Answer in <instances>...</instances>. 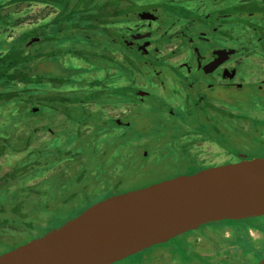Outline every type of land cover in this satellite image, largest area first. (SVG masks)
Here are the masks:
<instances>
[{
  "label": "flooded vegetation",
  "instance_id": "af4514ba",
  "mask_svg": "<svg viewBox=\"0 0 264 264\" xmlns=\"http://www.w3.org/2000/svg\"><path fill=\"white\" fill-rule=\"evenodd\" d=\"M126 5L122 11L129 15L104 25V33L60 32L57 55L42 60L41 102L23 105L31 112L22 122L33 142L22 161L30 159L32 169L65 180L63 164L74 168L80 156L70 153L74 142L89 138L106 160L98 167L102 182L109 179L102 185L111 193L107 199L209 168L263 159L264 0H124L121 8ZM73 37L87 41L85 51L70 52L66 43ZM45 46V53L55 47ZM66 75L73 82L49 80ZM61 94L72 100L52 106ZM160 110L167 121L152 122ZM174 125L180 129L165 135L173 143L152 138ZM68 126L75 139H69L65 152L58 138ZM164 159L173 160L174 175L144 173L148 164ZM191 244L200 252L195 241Z\"/></svg>",
  "mask_w": 264,
  "mask_h": 264
},
{
  "label": "rangeland",
  "instance_id": "374dc122",
  "mask_svg": "<svg viewBox=\"0 0 264 264\" xmlns=\"http://www.w3.org/2000/svg\"><path fill=\"white\" fill-rule=\"evenodd\" d=\"M23 6L27 7V4H23ZM32 7H45V9L35 11ZM28 10H30L28 14L35 15L37 20L35 23H42L44 17L50 11V7L46 3L37 0L29 4ZM20 15H24V13L22 12ZM61 16L62 18L66 17L67 11L62 12ZM22 26L29 28L34 25L28 21ZM22 30L23 28L21 27H12L8 31H4V33H6V36L10 35L8 40H12ZM53 32L55 33V37L59 38V30L56 29ZM65 32L70 34L71 30L68 29ZM11 35L13 38H11ZM61 37L63 38L64 35ZM82 40L84 39H76L74 37L69 39L66 44L72 47L70 52L85 51V45L88 43L87 41L82 42ZM63 42L65 43V40ZM71 58L76 61L75 57ZM40 75L41 77L43 75L45 77L43 71L40 72ZM1 87L2 84H0ZM150 112L153 113L152 110ZM164 112L162 110L155 112V116H151L152 122H164L163 119L166 122V117L163 116ZM27 114V111L19 110L14 103L0 109V150L6 151L0 158V178L14 170V168H25L21 169L20 172L24 180L19 175H16L14 177L16 185L14 186L13 183L11 186L13 188L10 190L3 187L5 184L0 181V208H2L0 209V217H9L12 223L11 226L14 228L11 235L9 234L10 236H2L7 245L0 240V255L11 251L12 247L15 248V245L18 247L25 241H30L27 236H32L35 239L45 235L54 228L61 227L69 220L79 216L81 210L90 208L111 194L103 191L105 186L102 187V185L108 184L109 179L106 177L102 182L103 177L100 174V167H98L100 163L105 164L106 160L102 159L100 153H95V150L92 148V141L89 138L74 142L70 153L79 154L80 156L74 168H69L66 163L63 164L66 174L64 176L65 180L61 179L57 173L48 174L47 170L32 169L29 166L30 159L22 161L31 152L30 144L33 142V138L30 139L31 133H29L31 129L22 122L27 117ZM165 129L166 134L153 133L152 138L157 141L158 139L162 140L163 137H166L165 135L175 133L180 128L174 125L166 126ZM54 131H57V129ZM45 132L47 131H44L42 135L44 134L47 138L52 137ZM73 133L72 128L68 126L62 130L60 138H58L62 144V148L65 147V152H69L67 150L69 139H75ZM28 141L29 145H27ZM168 141L170 144L173 143L170 139ZM23 150L25 151L23 152ZM176 168V165L173 167V160H156L155 163L148 164L144 168V173H158L172 176L176 173ZM133 178L137 179V176ZM2 180L8 182L9 178L3 177ZM87 187H89L90 192L87 191ZM23 188H25L24 195H22ZM71 195H74L72 199L64 201V198ZM22 197L25 198L22 209L23 215L20 217L11 215V209L21 206L18 205L20 204L18 200ZM25 208H27L26 211ZM50 215H54L55 219V223H52V226H48ZM13 219L17 220L18 223L12 222ZM21 221L28 228L22 226L20 224ZM190 233V235L197 234V236H180L165 245L154 246V249L151 250L153 252H148L143 256L139 254L117 264H259L264 258V217L247 219L244 224L240 226L236 225V227L232 224L203 226L197 231ZM252 236H255L254 240H257V242L253 241ZM22 237L26 239L21 240ZM187 240L189 242L195 241L201 253L197 252L194 247L189 246V254L187 256L182 255L180 245L184 244Z\"/></svg>",
  "mask_w": 264,
  "mask_h": 264
},
{
  "label": "water",
  "instance_id": "95a60500",
  "mask_svg": "<svg viewBox=\"0 0 264 264\" xmlns=\"http://www.w3.org/2000/svg\"><path fill=\"white\" fill-rule=\"evenodd\" d=\"M263 217L264 158L242 160L104 199L0 264H117L211 223Z\"/></svg>",
  "mask_w": 264,
  "mask_h": 264
},
{
  "label": "trees",
  "instance_id": "16d2710c",
  "mask_svg": "<svg viewBox=\"0 0 264 264\" xmlns=\"http://www.w3.org/2000/svg\"><path fill=\"white\" fill-rule=\"evenodd\" d=\"M33 1L37 0H0V84H2V87L0 88V109L6 105L14 103L16 107H18L17 105L21 106V108L18 107L19 110H23V105H27L31 102L39 104L41 102L39 93L42 89V77L40 75L42 60L46 58V56L48 57V54L57 55V43L61 41L60 36L59 38L55 37V33L53 31L58 29L59 32H65L70 29L71 33L86 31L87 34L90 33V35H92L94 31L99 30V32L104 33V30L102 29L104 25L108 23H115L116 19L129 15L126 11H122L128 7V5H126L124 8H121V3L124 2V0H39L43 3H46L47 6L50 7V11L48 12L47 16L44 17V19L51 15L53 16L47 20V23H35V21H37L35 15L32 16L31 14H28L29 4H32ZM23 4H27V7H24ZM119 7L121 9L117 10ZM39 8L40 7H34L33 9H35V11H41L45 9V7ZM65 10L67 11V16L62 18L61 13ZM22 12L24 15H20ZM28 21H30V23L34 26L24 28L22 25ZM12 27H21L23 30L17 34L15 38H13L11 35V38L13 39L8 40L10 35L6 36L4 31L6 32ZM89 28H91L90 32ZM71 33L69 35H71ZM33 39L37 40L32 41ZM46 43H49V46H55L51 49V53L43 52V48L46 47ZM68 79H70L68 78V75L64 76L63 79L57 76L49 77V80L52 83L60 85L67 83ZM71 81L73 82V80L70 79L69 82ZM18 82L24 85L22 88H25L26 86L29 88L28 83L32 85V88L30 90L21 89L18 86ZM27 92L28 94L31 92V94L28 98H24V94ZM71 98L72 97H70V95H58V97L52 100L53 103L51 105L55 106L62 104L67 100H72ZM22 101L25 102L22 103ZM27 113L31 114V112ZM27 145H29V141L27 142ZM5 152L6 151L0 150V158ZM21 169L23 168H14V170L3 175L0 178V181L9 185L10 182L14 183V177H16V175H19L22 180H24L23 176L20 174ZM3 177L9 178V181H3ZM15 185L16 184H14V186ZM24 194L25 188H23L22 191V195ZM24 200V197L18 200V203H20L18 205L21 206L11 209V215L18 217L23 215L22 209L24 206ZM26 210L27 208H25V211ZM84 210L85 209L81 210L79 214H81ZM245 221L247 220L223 221L211 223L204 227L218 224H232L236 227V225L240 226L244 224ZM12 222L18 223V221L15 219H13ZM10 223L11 219H9V217H0V240L3 241L5 245H7V242L2 239V236H8L9 234L11 235V233L14 231L13 226H11L12 223ZM52 223H55L54 215H50L48 226H52ZM20 224L25 228H28L24 223H22V221ZM26 230L27 229H25V231ZM31 239H33V237L29 236L28 240ZM191 245L193 244L188 241L180 245L182 255L187 256L189 254L188 247ZM12 248L15 249L16 245L15 248ZM153 249L154 247L139 254L140 256H143L148 252H153L151 251Z\"/></svg>",
  "mask_w": 264,
  "mask_h": 264
}]
</instances>
